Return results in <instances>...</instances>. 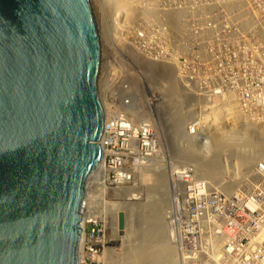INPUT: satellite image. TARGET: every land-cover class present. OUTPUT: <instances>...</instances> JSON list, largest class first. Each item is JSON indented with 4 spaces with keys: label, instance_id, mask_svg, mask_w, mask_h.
I'll return each instance as SVG.
<instances>
[{
    "label": "water",
    "instance_id": "obj_1",
    "mask_svg": "<svg viewBox=\"0 0 264 264\" xmlns=\"http://www.w3.org/2000/svg\"><path fill=\"white\" fill-rule=\"evenodd\" d=\"M104 55L91 0H0V264H80Z\"/></svg>",
    "mask_w": 264,
    "mask_h": 264
},
{
    "label": "rangeland",
    "instance_id": "obj_2",
    "mask_svg": "<svg viewBox=\"0 0 264 264\" xmlns=\"http://www.w3.org/2000/svg\"><path fill=\"white\" fill-rule=\"evenodd\" d=\"M245 1L247 3L244 4V7L247 10V15L241 13L244 10L242 9L243 8L242 6L238 8L240 5L239 4L238 6H236L239 9V10L236 9L237 10L236 14L240 13V15H237L236 19L238 21H241L242 19V22H245V20H247L246 23L248 22L251 23L252 25L253 23L260 25L256 22L257 20L258 22L261 21V25L262 23L264 25V13H262L261 10L258 11L259 8L257 7H259V4H255L256 2H258L263 7L264 0H245ZM91 2L93 4L97 19L99 21L98 24L100 26V30L102 32L103 41L105 45V56H107L106 67L102 79L103 87H105V90L107 89L108 86L109 88H113L114 86L113 84L115 83H117V87H118V84L122 86L124 85V83L127 82L133 83L132 81H134L135 83H143V85H145L146 87L144 88L145 91H147V88L150 87V83H160V81L162 80L164 81V83H170L169 85L174 84L175 86H178V84L173 83L174 80L171 79V77L174 79V73L173 74L169 73L168 75L167 74L168 71L164 69L162 65L160 64L156 65V64L158 62H162L163 59L173 58L174 56L176 57L180 56V54L183 53L182 45L185 42L182 61L186 63L187 72H185V75L188 78H190V80H188V83H194V85H197L196 83H204L205 86L202 87L203 89L201 93L199 92V90H197L198 91L197 93L199 95H202L203 97L200 101L196 102L197 103L196 105H199L202 108V110L198 109V114L200 115L204 114L203 121L199 117H197L195 122L196 121L198 122L197 124L199 131L204 130L207 133L206 136H204L201 139V145L200 146L198 145V148H200V150L196 149L193 152L197 155L207 154L210 148L206 150L205 147H202L203 142L209 143L210 141L211 144L213 142V139H215L216 137L217 138L220 137L222 134L225 135L230 130L237 132L236 133V135L238 134L237 136H242L247 134L248 136H251L252 140L254 139L255 142L260 138L264 139V117L260 114L257 115L252 114L250 117L244 115L245 111L242 110L243 109L242 105L245 103L244 102L245 100L243 98H240L246 96H250V98L258 97L264 91V86L260 84V83L264 84V39H263L264 34L260 33V35L262 36L258 35V38L252 37V35H250V33L247 31L250 29L249 28L244 29L245 23H241L242 24L241 26H239L238 24L236 25L235 28L240 31L238 33V36H235L234 32L230 34L231 31L230 30L228 31V29L231 23L232 24L237 23V21L235 20L231 21L229 25L227 22L226 28L225 26L219 29L216 28L215 27L217 24L216 18L220 19L218 18L217 15L220 12L228 14V7H227L228 0H148L146 4L148 5L150 16L151 18L154 17L156 21L149 20L148 22L149 24L147 23L148 26L147 28H145L144 25L146 24L142 22L143 19L139 16V15L142 16L141 13L137 16L136 15L132 16V20L127 27L125 24L124 27L121 24V18L117 17L120 16V14H117L119 11H116L111 16H107V15L104 16L105 17L103 20L104 22H101L102 20H99L101 18L97 14L98 12V9H96L97 6H94L95 5L94 1L91 0ZM139 2H143V0H139ZM133 5L134 4H130L128 6L130 9L133 10L135 8V6ZM212 6H214V8ZM99 8H101V5L99 6ZM198 8H200V12H201L200 14L197 11ZM183 11L186 13V18L190 25L188 29L191 30V33L187 31V33L191 34L189 36L191 38L190 41L189 39L186 40L182 39L183 33L180 28L183 25V21L182 23H177L175 20L176 18L180 17V13H182ZM100 12L102 14V10ZM129 14L131 15L134 14V10ZM181 19L182 18L180 17L179 20ZM162 24L164 25L166 24L167 29H169V31L171 32L172 36L169 39H171L170 45L173 47L172 52H169L168 55L164 56L162 52L164 51L168 52L167 51L168 46L164 43V41H162L164 44L162 43L161 45H158V41L156 42V44H154V41L148 43L147 42L148 40L146 41L142 38H141L142 40H140L141 41L140 45L139 46L137 45L139 49L135 47L136 45L134 41L136 39L133 41V38H135L134 33L137 32V35H140L143 32H147L148 34L151 35V38L154 40L152 34H157V33L160 34L161 31L160 28ZM118 26H120L121 28ZM221 31H228V32H226L227 34L224 35L221 33ZM177 33H181V34L178 36L176 35ZM151 44L156 45V47L151 48L152 47ZM106 48L109 49L107 50ZM177 49L180 50L177 52ZM146 58H151V59L156 58L157 60L156 62H151L153 65L156 66H153L151 64L148 67L147 63L145 62ZM136 61L139 64V69H137L138 67L137 65L136 67H134L132 64ZM137 72L139 73V78L137 77V75H135ZM162 72H164V74ZM162 74H163V78L159 80ZM132 76H134V78ZM141 79H143V81ZM154 86L156 88L158 87L156 90L153 91L155 95H157L159 92L160 97H162L164 86L158 84ZM181 90L182 89H180V91ZM181 93H183V91ZM194 93H196V90H194ZM118 94L119 95L122 94L121 89H118ZM186 94L188 95L187 92ZM184 95L185 93H183V96ZM140 96H142V94ZM185 96L183 97L181 103V105H183L182 107L183 114L184 113L186 114L187 109H189L188 108L189 105L195 104V102L188 97L187 100L189 101L187 102V104L189 105L186 104L184 105L186 100ZM165 98H166L165 100L168 101V98L167 97ZM236 101H240V102L236 103ZM156 122L158 123V128H157L158 129L157 134H158L159 129L164 128V125H161L162 126L161 128L160 126V124H162L161 120H156ZM182 122L184 123L185 120L183 118L182 119L179 118V123ZM195 122H193V124ZM241 123L243 124L245 123L244 126ZM197 124L195 123V126H197ZM241 126L242 128L240 129ZM239 129L242 131L246 129L247 133L245 134L240 133L238 132ZM162 130H160L161 136L164 135ZM161 136L160 137L157 136L156 138H158L159 142H162L161 144H163L165 137L163 136L162 138ZM159 138L161 139V141ZM126 140L127 139H125L124 137L118 139L117 141H115L113 138L112 142L113 143L118 142L116 148L121 149L124 147L123 144L125 143ZM239 140L240 139L238 138V141ZM181 143L184 144L183 145L184 147L190 148V142L185 137L184 138L181 137ZM191 144L194 143L191 142ZM123 150L125 151V149ZM203 150H206L207 152ZM162 152H161L162 154H160L161 158L163 155H165V157L166 155L168 156L167 150L162 149ZM171 153L173 154L174 158L180 159L181 156L179 153L174 151ZM256 153L257 152H254L253 154L255 155ZM175 155L180 157H176ZM260 156H258L253 161H257L260 158ZM225 158L226 157H224V159ZM181 161L186 162L187 160L186 161L181 160ZM227 161H231V159L227 157ZM253 161L249 163H252ZM249 163L247 165H244L243 163L242 165L240 162H235L233 166L235 168L231 167L230 169L221 173L219 176L215 175L214 179L211 180L205 179L204 178L205 176L202 178L206 181H209L208 184L210 186L213 185L224 186L223 183L236 180L238 178V175L242 174L245 176L248 173L249 169L252 167V165L250 166ZM158 171H153L152 169L146 170V173H143L144 175L141 176L142 178V179L140 178L141 180L139 179V181L135 182V184L133 183V185L132 182H130L129 186L132 189H130L129 187H128L129 189H126L125 187V188H120L118 190H114L113 188L110 187H105V189H103L101 186L97 185L95 179L93 181L92 180L89 181L87 187V196H86V198L88 199L86 205L87 209L85 208V212L87 213L88 212L87 210L90 209L89 213L92 212L95 214L97 218L100 217L101 218L99 219L96 225H93L91 223H86L85 229L87 235L89 236L92 235V237L97 241L86 243L85 248L88 246L89 250L93 251L95 254L97 253L98 256L104 255L102 253L105 248L113 249L116 253L120 255H125V253L128 252L129 250L135 247H139L138 245L141 243L143 239L151 240L150 236L151 237L155 236L158 242H162L164 240L163 237L164 226H166L165 214L170 200L168 179L170 181L169 175L171 173L175 174V172L177 171L175 174L177 175L178 170H176V168H173L172 170L168 169V174L170 173L168 177L163 173L159 175ZM244 172L245 174H243ZM105 174L107 173L105 172ZM159 176L163 179L164 185L159 183L161 185V189L156 187L157 192H155V194H148L149 189H151V187L154 186L153 184L157 183V178H159ZM114 177L115 175L111 174L110 178L115 181L116 179H114ZM232 185L234 184L232 183ZM131 194H137L134 200L142 204L138 206L141 207L144 206L143 207L144 209H146L148 205L151 206L153 204L151 200L153 199L154 208L151 209L152 214L150 212V215L148 214L147 217L145 218L143 217L142 214H139L136 210L134 211V213L128 214L129 223L126 222L128 218H127V214L124 213L125 226L127 225L126 226L127 228L125 227L126 230L124 229L123 232L120 233L119 227L117 228L115 225V215L112 210V204L116 203L121 205L126 201L135 202V201H131ZM162 199L165 201V203L164 201L162 203ZM161 204H163V206H161ZM124 206L125 207L123 208H125L126 211L124 209L123 210L126 213L127 210H131V208L138 209L137 207L130 206L128 204ZM156 211H158V215H159L158 221L160 223L161 228L163 227L162 229L163 233H161L160 228L157 230L158 225L154 224V221L152 223L154 217L150 218L151 215L156 216ZM101 212H104L103 216L102 215L99 216ZM148 223L151 226H149ZM103 228L105 229L104 235L103 232L100 233V230L102 231ZM201 229H200L201 230L200 233L204 231V228L201 227ZM213 229L210 226V229L204 231V234L208 233V240L212 242L214 240H219V245L225 243V240L228 237L223 234V231H218L217 229L214 230ZM127 230H130V232L132 233L130 241L127 240V235H125L127 233L126 232ZM97 237H101V238L97 239ZM206 240H207L206 237H203V241H201L198 240L197 237H191L187 235L185 237L186 248L183 247V249H177V250H175L176 248H174L175 245L170 242V244L172 245L171 247L174 246L173 250H171L173 251L171 252V256H172L171 259L178 260V257H180V255L183 253L185 257H187L188 261L194 258L206 260L208 257L214 258L213 256L220 257L223 255L222 248H220L218 251L215 249L212 251L210 249L211 246L206 245ZM224 248L226 250L229 249L228 247H224ZM241 255H244V253H241ZM245 256L248 255L245 254ZM108 261L110 264H117L116 262H110L111 260L109 258ZM175 262L178 264L177 261ZM87 264H103V263L96 261L92 262L90 259H87Z\"/></svg>",
    "mask_w": 264,
    "mask_h": 264
},
{
    "label": "bare ground",
    "instance_id": "obj_3",
    "mask_svg": "<svg viewBox=\"0 0 264 264\" xmlns=\"http://www.w3.org/2000/svg\"><path fill=\"white\" fill-rule=\"evenodd\" d=\"M92 1H94V4H95L94 6H97V8H96V9H98L97 14L101 18V19H99V20H102L101 22H104L103 21L105 18L104 16H106V15L111 16L116 11H119L117 14H120V16H117V17L121 18V24L124 27H125V25H126V27L129 25V23L132 20V16H134V15L137 16L140 13L142 14V16L139 15L143 19L142 22L146 24V25H144L145 28L148 27L147 23L149 22V20L156 21V19H154V17L151 18V16H150V11L148 9V5L146 4L148 0H143V2H139V0H96V2H95V0H92ZM246 3L247 2L245 0H228V6H227L228 7V14L220 12L217 15L218 18H220V19L216 18L217 24L215 27L219 29V28H222L225 26V28H226L227 22L229 25V23L231 21L235 20V21H237V23L236 24L231 23L229 29L227 28L228 31L229 30L231 31L230 34H232V32H234L235 36H238V33L240 31L237 30L235 27L237 24L239 26H241L242 25L241 23H245V26L243 24L244 29L249 28L250 30H247V31L254 38H258V35H260V33L264 34V25H263V23L261 25V21L258 22L256 20V22L260 25H257L255 23H253V25H252L251 23H248V22L246 23L247 20H245V22H242V19H241V21H238L236 19V16L240 15V13L236 14V11H237L236 9L240 8V6H242L243 7L242 9L244 10L241 13L247 15V10L244 7V4H246ZM130 4H134L133 6H135V8L133 9L134 14H132V15L129 14L130 12L133 11L128 6ZM255 4H259V7H257V8H259L258 11L261 10V12L264 13V5L262 7L260 5V3H258V2H256ZM100 5H101V8H99ZM238 5H239V7L237 8L236 6H238ZM212 7L214 8V6H212ZM147 9H148V11H147ZM101 10H102L103 15L100 12ZM197 11L199 13H201L200 8H198ZM229 15H230V17H229ZM180 17H182V13H180ZM180 17L175 19L177 23H182V21L179 20ZM198 17H199V14H198ZM224 18H226V19H224ZM101 22H100V24H101ZM163 22H164V20H163ZM204 22H206V21H204ZM102 24H104V23H102ZM123 26H122V28H123ZM118 27H120V26H118ZM182 27L185 31L187 30V27L184 23H183ZM182 27L180 28L181 30H182ZM207 29H208V27H207ZM102 30H103V28H102ZM160 30L162 31V32L160 31V34L157 33V34L153 35L154 40L151 38V35L148 34L147 32H143L140 35H137V32L134 33L135 38H133V41L136 39L134 41V43L136 45L135 47L138 48V46L140 45V42H141L140 40H142V39H144L146 41L148 40L147 41L148 43H151L154 41V44H156V42L158 41V45H161L163 43L162 41H164V43L168 46L167 51L170 52V46H169V43H167V41L171 40V39H169L172 36L171 32L169 31V29H167L166 24L165 25L162 24ZM118 31H119V28H118ZM228 31H221V33L226 35L227 34L226 32H228ZM116 32H117V30H116ZM174 32H176V31H174ZM260 36H262V35H260ZM190 39H189V41H190ZM192 40H193V38H192ZM111 43H113V42H111ZM129 44H130V42H129ZM151 46H152L151 48L156 47V45H153V44H151ZM135 47H134V50H135ZM138 49H136V50H138ZM106 57L107 56L104 55L105 62H104L103 71H102L101 88L109 96H111L110 92H112V96L115 95L116 92L118 91V89H121L122 92L124 91L123 93L126 94L124 100L122 101L123 105L121 108L119 107V101L114 100L112 102V104H108L106 110H107L108 118L110 121H107V122L109 124H112L113 118L121 117V119L116 123V125L114 124L115 127L114 126L111 127V129H112L111 133L113 134V136H114L113 138L115 141H117L121 137H124L127 140L123 144L124 147L122 148V150L118 153H116V151H117L116 146L117 145L115 143L109 144L106 151H104L103 156H102V160L99 164V167L93 173L91 180L93 181L95 179L97 185L101 186L103 189H105V187H110V188H113L114 190H118L121 188L123 183H125L124 186L127 185L126 189H129V188L132 189L129 186L130 183L128 182V179H130V182H132V185H133V183L135 184V182L139 181L141 176L144 175L143 173H146V170H149V169H152L153 171L159 170L158 171L159 175L161 173H163V174L167 175V177H168V175L170 174V173L168 174V169L172 170L173 168H176V170H178V174L175 175L177 171L175 172V174L171 173L169 175L170 181L167 178L168 179V185H169L170 200H169V203H168V206L166 209V214H165L166 226H164V236H163L164 240L162 239L163 240L162 242H158L155 236H153V237L150 236L151 240L150 239L149 240L143 239L141 241V243L138 245L139 247H135L129 251L127 250L128 252H126L127 254L125 253V255H120V254L116 253L113 249L105 248L103 253H102L104 255L98 256V254H95L93 251L89 250L88 246L86 248L84 247V244L86 242L91 243V242H96L97 240L94 238H90V237H87V238L85 237V239H84V235H82V245H81V249L79 252V262H80V264H87V259H90L92 262L96 261V262H102L103 264H110L108 261V258H109L111 260L110 262H116L117 264H177L175 262V261H177V259L176 260L171 259V257H172L171 252H173L171 250H173L174 246L171 247L172 245L170 244L172 231L168 227V221H166V215L168 213L171 214L174 212V206L172 204L173 200H172L170 190H171V186L173 185L174 181L177 180V176L184 173L185 175L187 174V176L191 175L190 177H194V180H192L190 177L185 176V178H184L185 180L183 181V184L186 181L193 188L194 184L198 180H200V179L195 180V175H200L201 177L205 176L204 177L205 179L211 180V179L215 178V175L219 176L224 171L233 167L235 162H240L242 165H243V163H244V165H247L249 162L255 160L258 156H260L263 153L257 161H253L252 163H249L250 166L252 165V167L249 169L248 173L245 175V176H249L251 174L252 170L254 169V165L258 164L260 162V160L264 158L263 157L264 156V141H262L264 139L260 138V139L256 140V142H255V140L254 139L252 140L251 136H248L247 134L242 135V136H237L238 135V134L236 135L237 132L230 130L225 135L222 134L220 137H218V138L216 137L215 139H213V142L211 144H210V141H209V143L203 142L202 147H205L206 150H208L210 148L208 150V152L206 150H203V151L207 152V154H204V155L195 154L193 151H195L196 149L200 150V148H198V145L200 146L201 143L198 141L201 140L202 137L206 136L207 132L204 130L199 131L198 124H197L198 122L197 121L195 122L197 117H199L203 121L204 114L203 115L198 114V109L202 110L201 106L196 105L197 103L193 104L194 106L187 104V102L189 101V100H187V98L189 97L194 101V99L197 97L195 102L200 101L203 96L199 95L197 93L198 92L197 90H199V92L201 93L202 89H203L202 87H205V86H204V83H196L197 85H194V83H188V80H190V78H188L185 75V72H187V67H186V63L182 61L183 60L182 59L183 53H181L180 56H178V57L174 56L173 58L163 59L162 62H158L156 64V65H158V64L162 65L164 67V69H166L168 71L167 72L168 75H169V73L170 74L174 73V79L171 76L170 77L172 80H174L173 83H177L178 86L180 87V89H182V90L180 91L178 86H175L174 84L169 85L170 83H164V81L162 80L163 82L160 81V83L150 84V87H148L149 90L147 89V91H145V93H143V94H142V92H143L144 88H146L145 85H143V83H135L134 81H132L133 83H130V82L124 83V85H122V86L120 84H118V87H117V83H115V84H113L114 85L113 88H109V86H108L107 89L105 90V87H103L102 79H103V75H104V71H105V67H106ZM156 61H157L156 58H152V59L146 58L145 59V62L147 63L148 66H150L152 64L151 62H156ZM136 62H134L132 64L134 67H136V65H137L138 66L137 69H139V64H138V62L137 63ZM133 66H132V68H133ZM137 73L135 75H137V77L139 78V73L138 74ZM162 73L164 74V72H162ZM163 74H162L161 78H163ZM132 77L134 78V76H132ZM137 77H136V79H137ZM161 78H159V80H161ZM130 80H132V79H130ZM141 80L143 81V79H141ZM139 81H140V79H139ZM157 84L164 86V89H163L164 91L162 93L163 94L162 97H160L159 92L157 95H155V93L153 92L154 90H156L158 88V87L156 88L154 86ZM138 86H140V87H138ZM194 90H196V93H194ZM149 91L151 92L150 94L148 93ZM182 91L186 95V96L184 95L185 99H186L184 105L185 104L189 105L188 106L189 109H187L186 114L185 113L183 114V111H182L183 105H181V103H182V99L184 97L183 93H181ZM185 91L188 93V95L186 94ZM141 94H142V96H140ZM165 97L168 98V101L165 100L166 99ZM240 98H243L245 100L244 102L246 103L247 100L250 99V96L240 97ZM237 102H240V101H236V103ZM112 105L114 108H112ZM158 105H160V108H158ZM124 106L126 107V109H124ZM243 108H244V106H243ZM232 110H234V109H232ZM115 112H116V114H114ZM181 116H183V117H181ZM191 116H193L194 118H190ZM124 118H126V119L123 120ZM179 118H181V119L183 118L185 120V122L179 123ZM156 120H161L162 124H160V126L164 125V128H162V126H161V128L163 130L159 129L158 134H157L158 123L156 122ZM193 122H195L197 124V126H195V123L193 124ZM241 124L244 126L245 123L244 124L241 123ZM196 127H197V129H196ZM241 128H242V126L240 127V129ZM246 129L243 131L238 130V132L245 134V133H247ZM160 130L163 131V133H164L163 136L165 137L163 144H161L162 142H159L158 138H156L157 136L158 137L161 136ZM106 136H107V134L104 135V138L102 140V145H105V146H106V139L108 138V136L107 137ZM163 136H161V137L163 138ZM181 137L182 138L185 137L190 142V148L183 146L184 144L181 143ZM238 138L240 139L239 141H238ZM160 141H161V139H160ZM191 142L194 144H191ZM146 146H149V147L147 148ZM123 149H125V151ZM145 149H147V151ZM162 149L168 151L167 152L168 156L166 155V157H165V155H163L162 158L160 157V154L163 153ZM141 150L143 151V153L141 152ZM173 151L180 154L181 157L176 156L178 154L175 155L176 157H180V159L173 157V154L171 153ZM254 152H257V153L254 155L253 154ZM119 153H122V154H119ZM110 157H112L113 160L108 161L107 159ZM144 157H147V159ZM224 157H226V158L224 159ZM227 157L230 158L231 161H227ZM129 159H131V161H132V170H131V172L130 171L126 172L127 170L122 167L121 162H122V160L124 162H126ZM181 160H184V161L187 160V161L183 162ZM233 168H235V167H233ZM105 172L107 174H105ZM114 172H116V175H115L116 180L115 181L110 178L111 174H114ZM243 174H245V172ZM189 180L191 181L190 183H189ZM202 182L198 181L197 183L201 184ZM232 182H234L233 184H235V180H233ZM159 183L163 184V179L160 176H159V178H157V183L153 184L154 186H152L151 189H149L148 194H155V192H157L156 187L161 189V185ZM223 184H224V188L231 187V185L228 182H225ZM203 185H204V183H203ZM215 191H216V189H215ZM136 196H137V194H131V201H135L134 199L136 198ZM151 200H152L153 204L151 206L148 205V207L146 209L143 208L144 206H142V207L138 206V205H142V204H140L137 201H135V202L126 201L125 203L121 204L123 206H121L120 204H116V203L115 204L110 203V204H112V210H113V213L115 215L116 227L118 228V216H119V214L125 213V214H127V218H128V214L134 213L135 210L139 214H142L144 218L147 217L148 214L150 215V212L152 214L151 209L154 208V201H153V199H151ZM163 201L164 200L162 199V203H163ZM164 203H165V201H164ZM86 204H87V199H86ZM126 204H128L130 206L137 207L138 209H136V208L132 209L131 208V210H127V213H126L125 208H123V207H125L124 205H126ZM161 206H163V204H161ZM251 206H252V209L255 210L254 206L253 205H251ZM105 207H106V205H105ZM108 210H111V209H108ZM87 211H88V214L85 212V215L87 214V217H84L83 227L85 226L86 223H97L99 221V219L101 218V217L97 218L95 216V214L92 212L89 213L90 209H88ZM245 213H248V212H245ZM103 214H104V212H101V214H99V216H101V215L103 216ZM125 214H124V217H125ZM154 215H155V213H154ZM158 216H159L158 211H156V216L151 215L150 218L154 217L152 220V223L154 221V224L158 225V227L156 226L157 230L160 228L161 233H163V231H162L163 227L161 228V226H160V223L158 221ZM101 220H103V219H101ZM146 220H147V218H146ZM126 222L129 223V218L126 220ZM148 225H149V223H148ZM149 226H151V225H149ZM125 227H124V229L126 230L127 227L126 228ZM126 232H124V233H126L125 235H127V240L130 241L132 233L130 232V230H127ZM209 232H210V230H209ZM104 234H105V229L103 228V235ZM239 234L240 233H238V232L235 233V237L238 236ZM262 235L263 236H257L258 237L257 238L258 243H262L264 241V234L262 233ZM83 242H84V244H83ZM174 248H176V247H174ZM175 250H177V248ZM175 257H176V255H175Z\"/></svg>",
    "mask_w": 264,
    "mask_h": 264
},
{
    "label": "built area",
    "instance_id": "obj_4",
    "mask_svg": "<svg viewBox=\"0 0 264 264\" xmlns=\"http://www.w3.org/2000/svg\"><path fill=\"white\" fill-rule=\"evenodd\" d=\"M181 18V21L187 27L186 31L182 27V39H190L189 36L191 34L189 33H191V30L188 29L190 25L184 11ZM180 34L177 33L176 35ZM167 43H169L170 52H172L171 40H168ZM184 43L182 45L183 54ZM179 50L177 49V52ZM162 53L166 56L169 52L164 51ZM260 84L264 86L263 83ZM124 98L119 94L113 96L111 94L109 104H112L114 100L119 101V107L121 108ZM243 106L244 115L247 117H250L252 114H260L264 117V91L260 96L248 99ZM112 108H114L113 105ZM124 109H126L125 106ZM190 118L194 117L191 116ZM120 119L121 117H116L113 118L112 124L107 123L106 134L108 138L106 139V146L104 145L105 149H107L109 144L113 143L114 136L111 133V127H115ZM198 142H201V140ZM117 143L115 144L117 145ZM149 146L146 147L148 148ZM121 150L122 148L117 149L116 153ZM145 150L147 151V149ZM141 152L143 153L142 150ZM144 158L147 159V157ZM109 160H113L112 157ZM121 163L122 167L127 170L126 172H131V159L126 162L122 160ZM114 175H116V172H114ZM185 176L190 177L191 175L187 176V174L182 173L177 176V180L174 181L170 190L174 206V212L166 215L168 227L172 231L170 240L177 249H183L186 246L185 237L187 235L197 237L201 241H203V237H206V245L211 246L210 249L212 251L214 249L218 251L222 248L223 255L220 257L213 256L214 258L208 257L206 260L194 258L188 261L183 253L178 257V264H264V241L258 243L257 239V236H263L262 233L264 234V158L254 165V169L249 176L238 175L233 186L231 183L234 182L228 181L231 185L229 188H224L223 185L210 186L209 182L204 180L200 175H195V180L200 179L198 181H204L201 184L197 183L198 181L194 182L195 184L192 188L186 181L183 184ZM190 178L194 180V177ZM114 179L116 178L114 177ZM128 182L130 183V179H128ZM124 184L121 187H124ZM251 205L254 206L255 210L252 209ZM210 226L218 231H223V234L228 237L225 243L219 245V240H214L213 242L208 240V233L204 234V231H207ZM201 227L204 228V231L200 233ZM101 232L103 230H100ZM237 232L240 234L235 237V233ZM89 237L93 238L92 235ZM100 238L97 237V239ZM224 247H228L229 249L226 250ZM240 252L244 253V255H241ZM245 254L248 256H245Z\"/></svg>",
    "mask_w": 264,
    "mask_h": 264
},
{
    "label": "clouds",
    "instance_id": "obj_5",
    "mask_svg": "<svg viewBox=\"0 0 264 264\" xmlns=\"http://www.w3.org/2000/svg\"><path fill=\"white\" fill-rule=\"evenodd\" d=\"M101 35H102V32H101ZM102 37H103V35H102ZM104 51H105V45H104ZM155 66V65H154ZM149 67V66H148ZM153 67V66H152ZM160 78H161V76H160ZM150 84H152V83H150ZM148 89V88H147ZM149 90V89H148ZM124 92V91H123ZM122 92V94H120L121 96H123V97H125V95L126 94H124ZM143 93H145V90H143V92H142V94ZM149 94L151 93L150 91L148 92ZM112 94V92H110V95ZM116 94H118V91L116 92ZM101 95H102V102H103V106H104V110H105V117H106V125H105V132H104V135L106 134V126H107V121L109 120V118H108V113H107V110H106V108H107V106H108V104H109V95L106 93V92H104L103 91V89L101 88ZM152 95V94H151ZM158 108H160V105H158ZM160 111V110H159ZM154 118V117H153ZM140 119V118H139ZM104 135H103V137H102V139H101V146H102V149H103V153H104V151H106V149L104 148V145H102V140H103V138H104ZM201 143V142H200ZM93 176V175H92ZM127 185H125L123 188H125ZM122 188V187H121ZM87 199V198H86ZM88 200V199H87ZM86 201H85V208H86ZM84 214H85V210H84ZM87 214H88V212H87ZM87 214L85 215V217H87ZM91 224H93V225H96L97 223H91ZM86 225V224H85ZM84 228V239H85V237L87 238V237H89V235H87V233H86V229H85V226L83 227ZM83 244H84V242H83ZM81 245H82V239H81ZM84 247H85V244H84ZM80 249H81V246H80ZM80 263V262H79Z\"/></svg>",
    "mask_w": 264,
    "mask_h": 264
}]
</instances>
